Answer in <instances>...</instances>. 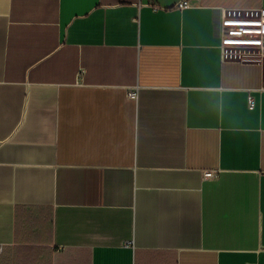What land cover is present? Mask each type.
<instances>
[{"label":"crops","instance_id":"1","mask_svg":"<svg viewBox=\"0 0 264 264\" xmlns=\"http://www.w3.org/2000/svg\"><path fill=\"white\" fill-rule=\"evenodd\" d=\"M182 1L0 0V264H264V0Z\"/></svg>","mask_w":264,"mask_h":264},{"label":"built area","instance_id":"2","mask_svg":"<svg viewBox=\"0 0 264 264\" xmlns=\"http://www.w3.org/2000/svg\"><path fill=\"white\" fill-rule=\"evenodd\" d=\"M188 5V0H183L178 6L179 8H185ZM233 15L235 14L229 15L223 21L222 42L227 46L231 44H263L262 48L264 49V9L260 10L257 15L245 14L247 19L243 21L231 19ZM244 33H249L250 36L248 38H241ZM255 35H259L260 38L257 39ZM227 53L230 55L232 54L229 51H227ZM128 97L134 99L136 97V91H128ZM255 105L256 99L254 95H252V93H248V108L253 109ZM216 174L217 173L215 171H208L204 174V177L213 179L216 177Z\"/></svg>","mask_w":264,"mask_h":264},{"label":"rangeland","instance_id":"3","mask_svg":"<svg viewBox=\"0 0 264 264\" xmlns=\"http://www.w3.org/2000/svg\"><path fill=\"white\" fill-rule=\"evenodd\" d=\"M252 18V17H251ZM231 19L243 21L247 19V16L243 14H235ZM249 33H244L241 38H248ZM259 39V35H255ZM263 44H231L227 47V50L235 56H240L245 59H264V49L262 48ZM264 47V46H263Z\"/></svg>","mask_w":264,"mask_h":264}]
</instances>
